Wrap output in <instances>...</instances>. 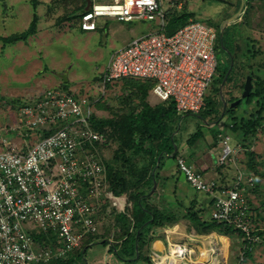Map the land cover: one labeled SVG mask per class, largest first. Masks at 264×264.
Wrapping results in <instances>:
<instances>
[{"label": "built area", "instance_id": "1", "mask_svg": "<svg viewBox=\"0 0 264 264\" xmlns=\"http://www.w3.org/2000/svg\"><path fill=\"white\" fill-rule=\"evenodd\" d=\"M150 20L157 29L131 38L114 50L102 73L108 82L126 76L152 80L151 92L170 99L178 112L197 113L217 66V31L200 20H189L168 34L159 0H91L81 13L80 27L94 30L99 17ZM36 97V98H34ZM18 107L16 122L0 125V264L47 263L79 246L82 237L97 231L99 202L118 196L107 190L104 166L89 146L101 134L90 124L97 97L90 99L48 87ZM15 121V120H14ZM231 124H229V127ZM27 129L49 130L32 144ZM218 164L234 154L230 135L219 133ZM176 166L196 190L213 203L211 217L241 231L246 245L264 239L251 222L252 207L243 188L207 181L183 157ZM241 178V173L237 174ZM52 232L54 246H42L34 233ZM178 247H171V249ZM179 248L176 254H181ZM154 264H181L172 255H158Z\"/></svg>", "mask_w": 264, "mask_h": 264}, {"label": "rangeland", "instance_id": "2", "mask_svg": "<svg viewBox=\"0 0 264 264\" xmlns=\"http://www.w3.org/2000/svg\"><path fill=\"white\" fill-rule=\"evenodd\" d=\"M36 1L37 5L34 8L31 0H0V35L2 36H9L25 29L32 20L34 12L38 16L36 31L30 34L26 40L4 43L0 39V125L2 126L16 122L15 117L18 107L16 108L17 105L14 106L13 104L15 99H30L32 96L39 95L48 87L69 90L70 93L87 98L95 95L98 93V86H100L95 77L98 72L104 69L110 54L125 45L131 38L151 30V26L155 24L154 21L150 20L120 21L114 17L102 16L98 18V28L96 30L83 31L74 25V22L76 23L75 18L67 17L72 13L68 12L78 3L77 0ZM237 1H239V6L241 3L243 4L242 15L246 7L249 8L245 12L246 23L237 25L235 24L236 20H233L234 17L224 26L223 34L217 35L215 42L217 68L206 90V95L209 96L208 100L212 101L213 104L217 102V97L222 99L223 95L228 96L230 91L228 87L231 85L230 80L233 83V79L227 80L221 89L220 83L234 64H241L243 84L245 76L251 75L249 73L250 66H252V70L256 75L264 78V67L262 65L264 63V0H160L164 12L170 9H181L185 5L197 20L212 26L214 29H216L218 19L223 14L225 15L230 8L235 7ZM227 3H230V5ZM241 22H245V20L241 19ZM221 74L223 76L218 82L217 77L219 78ZM106 89L107 93L102 95L105 98L99 102V109L103 113H107L108 110L113 108L112 105L120 99L119 92L122 90L121 88L115 90L112 87ZM101 90L100 86L99 91ZM229 103L227 102L226 107H229ZM234 106L236 109L235 115L247 116L254 107V101L248 104L241 102ZM222 108L223 100L218 119L207 123L200 119L198 115H186L182 118L180 116L177 122L178 129L175 133L180 132V129L182 132L185 131L187 126L190 132L198 127L203 133V138L197 141L196 144L190 145L184 143V141L179 144L176 135L177 138L174 137L175 144L179 145L180 151L181 148H184L188 152L207 147V141L210 143L206 148L208 151L214 147L215 139L213 135L215 132L217 134L223 132L229 134L234 154L228 161V165L223 167L225 177L231 180L230 183L241 186L245 196L248 195L252 199V203L255 204L256 212L263 213L264 125L258 128L256 135L246 146L247 149H255L258 152L256 157L258 173L255 176L244 168V162L246 161L244 146L239 139L235 141L236 135L239 136L240 134L230 129L228 121L231 120V115L228 112L223 113ZM111 154L112 148L108 152L104 151L103 156ZM163 160V168L166 171L172 170L174 164H176L175 159L172 157H164ZM233 162L234 168L229 166ZM193 168L195 167L193 166ZM238 172L241 173L240 179L237 177ZM178 174V180L183 184L186 183L184 174L180 171ZM243 181L248 184L247 190L241 185ZM254 181L257 183L255 184ZM153 189L151 188L148 193ZM198 193L200 196L206 195L203 192ZM156 195H160L159 188ZM154 198L156 199L157 196ZM161 200L162 198L158 199V201ZM205 201L206 203L209 202L206 196ZM158 206L161 207L162 204H158ZM203 206L201 215L210 218L213 210L212 205L203 203ZM252 215L254 217V212ZM256 226L264 230V214L263 222ZM229 235L234 236V233H229ZM236 240L237 238L231 237L230 247H227L226 250L221 247H211L218 254L213 258L216 264H264V239L258 242L259 246L258 243L256 244L257 247H239L236 245L238 244V240ZM254 244L252 243L253 246ZM103 246L101 242H91L89 248L85 251V259L88 264H117L112 253L108 256V253L105 252L104 257H99L101 256L99 255V249L101 250ZM246 250H248L249 255L244 257V251ZM160 255L162 254L160 253Z\"/></svg>", "mask_w": 264, "mask_h": 264}, {"label": "trees", "instance_id": "3", "mask_svg": "<svg viewBox=\"0 0 264 264\" xmlns=\"http://www.w3.org/2000/svg\"><path fill=\"white\" fill-rule=\"evenodd\" d=\"M77 1L78 3L75 7L68 12L72 13L67 15V17L75 18L76 23L74 22V25L81 29L80 18L81 13L85 10L86 0ZM31 4L36 8L37 1L31 0ZM227 4L230 5V3ZM236 4L235 7L230 8L225 15L223 14V16L218 19V23L215 26L217 35L219 34L220 36V21L237 11L239 1H237ZM241 8V10H243V7ZM247 8L248 7H246V9ZM246 9L244 10L243 15L241 11L238 16L233 19L236 20L235 24L239 25L246 23ZM168 13L166 23L163 27V30L168 34L174 32L189 20H197L193 13L187 10L185 5L181 9H172ZM37 19L38 16L34 12L32 20L25 29L12 33L9 36L0 35V39L4 43H14L17 40H26L30 34H33L36 31ZM241 19L245 20V22H241ZM154 27L155 24L154 26H151V30L149 31H152ZM97 28L98 22L94 30ZM221 34H223V30ZM262 65L264 67V63ZM249 73L251 74L252 81L251 90L246 97L240 99L238 104L241 102L248 104L254 101L253 109L247 116L235 115V106L226 107L223 113H230L231 120L228 121V126L231 124L230 129L242 136L241 143L244 146L246 155L244 168L256 176V173H258L256 164L258 152L255 149H247L246 146L252 141L258 128L264 125V123L262 124V121L264 122V78L256 75L252 70V66H250ZM223 74H221L219 78L217 77L218 82ZM241 74H243L241 64L237 63L233 65L232 69L227 74L223 85L227 80L233 79V83L230 80L231 85L228 87L230 91L228 90V96L226 97L227 102H231L240 96L243 88ZM101 78L102 72H98L95 79L100 82ZM152 85V80L135 76L121 77L105 82L103 85L101 84L103 87L122 86L127 93L120 97V101L118 100L115 107L102 115H99L96 112L97 100L93 104L94 111L89 119L91 127L101 134V138L93 141L89 148L92 153H96L104 166L106 188L107 190H110L113 195H120L125 198V205L122 211H117L114 208L115 206L111 205L112 207L110 211L107 212L110 216L113 215L117 218L115 222L119 227V234L117 233L113 235V237H109V235L105 236L99 234V230L97 229L93 234L84 235L79 246L72 252L67 253L65 256L52 259L47 263L37 264H84L86 260L85 251L91 242L97 241L101 242L103 245H108L109 250L112 252L114 248H117L116 243H121V247H127L129 243H134L135 239H137V258L143 261H149V255H146L142 249L143 247L148 246L153 240L152 238H154V236H151L152 229L162 226L164 223L163 220L172 223L175 220V216L179 213V211L174 212L172 208H169L164 204H162L161 207L157 205L154 197L157 196L156 192L158 187L148 193L152 187L154 178L157 180V183H160V179L164 180L166 178L161 176L160 170L164 166V157L168 156L162 155V153L171 154L170 157L176 160L178 157H181L182 154L180 155L179 153L181 152L178 148L179 145H177L178 147L173 152L176 142L174 137L177 138L178 136L179 144L184 141V143L186 142L190 145L196 144L197 141L203 138V133L200 128L196 127L194 131L190 132L188 131V126L185 131L182 132L179 128L180 132L175 133V136L172 135V132L177 127L178 119H180V116L198 115L204 122H211L218 119L222 106V99H220V97H217V102L213 104L212 101L208 100L209 96L206 94L204 96V104L197 113L178 112L175 109L173 101L170 99L151 105L147 101V95ZM65 91L70 92L69 90ZM95 95L88 98L93 99L95 98ZM28 101L30 100L15 99L13 104L14 106L17 105V108ZM182 122L183 121L181 120V123ZM25 131V136L30 144L36 141V139L47 135L49 132V130L35 131L33 129H27ZM213 138L215 139L214 147H217L220 150L217 132H215ZM110 148H112V154L103 156L104 151L108 152ZM159 156V163L156 169H154ZM227 162L220 165L226 166ZM177 172H179L178 168ZM254 182L255 184L257 183L256 181ZM241 185L247 190V182H245V184L241 182ZM105 199L111 204L109 198ZM192 201L193 200H190L187 206L180 204L183 205L184 212L182 215L188 226H191L198 232L217 228L222 230L225 234L234 233L239 236L242 235L241 231L233 225L218 221L212 217L204 219L201 215V209L195 208ZM247 203L249 207L253 206V209L255 210V205L252 203V199H250L248 195ZM211 205L213 207L212 201ZM258 233L264 237V230H259ZM116 236L119 238L117 242L114 241V237L116 239ZM146 236H150V238ZM33 237L36 242L45 247L48 245L54 246L56 244V236L52 232L40 231L39 233H34ZM125 250L126 249H124V252L121 254H124L125 256L131 255V253L127 254V251ZM248 254L249 252L246 250L244 251L243 256L245 257Z\"/></svg>", "mask_w": 264, "mask_h": 264}, {"label": "crops", "instance_id": "4", "mask_svg": "<svg viewBox=\"0 0 264 264\" xmlns=\"http://www.w3.org/2000/svg\"><path fill=\"white\" fill-rule=\"evenodd\" d=\"M241 5L243 6L242 3ZM160 6H161V3H160ZM239 8L237 9V11L239 10ZM168 12L166 11L164 12L166 15V18H167V14H169ZM229 16H227L226 18H228ZM156 27H157V24L155 25L154 29H157ZM103 71L104 69L100 72L103 73ZM99 83L101 86V84L103 85L105 82H103L101 78V81ZM101 88L102 90L99 91V87H98V90H97L98 93H96V96L98 99L97 104H96V112L99 115L104 114L102 110L99 109V102L103 98H105L102 95L107 93V89H106L107 87L101 86ZM112 88L115 90L116 89L120 90L121 88L122 90L119 92L120 93L119 95L121 96L127 93L126 90L122 86H117V87H112ZM147 101L149 104L152 105V104H156L163 100L158 99L151 92V88H150L149 93L147 95ZM117 102L116 104H113L112 106L115 107L117 105ZM177 128L178 127H176V129L172 132V135L175 136V132ZM237 139H239L241 142L242 136L236 135L235 141H237ZM206 143L208 147L210 143L207 141ZM219 145H220V142H219ZM177 147H178L177 144H175L173 152L176 150ZM207 147L200 148L199 150H196V151H188V152L184 148H183L184 149L183 151V149L181 148V152L179 153L180 155L182 154L181 157H183L187 163L194 166L196 170L201 171V173L204 175L207 181L216 182V184L218 185L226 184V186H231L233 183H230L231 180H228L225 177V172H224L223 167H226V166H222L218 164L216 161L217 155L219 153V148L216 149V147H212L211 149L207 151L206 149ZM162 155H166L170 157L171 154L162 153ZM158 160H160V156ZM175 163H176V160H175ZM226 165H228V162L226 163ZM229 166L234 168V162L233 164ZM160 174L162 177H166V178L164 180L160 179L159 180L160 183H157V180H155V185L152 184L151 188L158 187L159 192H160V195H157L155 202H157V205L164 204L167 207L172 208L174 212L179 211V213L178 215L175 216V220L172 223L166 222L165 220H163L164 223L162 226L155 227L154 229H152L153 231L151 232V236H154V238H152L153 240L151 239L152 241L148 246H145L142 249L146 255H149V261H146V260L143 261L137 258L138 257L137 256L138 255L137 239H135L134 243L132 244L129 243L127 247H121V243L120 244L116 243L117 248H114L112 252L109 250L108 245H104L101 250L99 249V255H101L99 257H104V254L106 252L108 253V256L111 253L114 254L116 258L115 262L117 264H154V261L157 258L156 256L158 255L160 256V253H161L162 255L164 254L172 255L173 260L171 261H174L176 263H179L178 261H180L181 264H216L213 258L215 255H218V254H216L215 250L212 249L211 247H221L226 250L227 247H230L231 237L237 238L238 244L236 245H238L239 247H244L245 240L242 239L243 238L242 236H239L237 234H234V236L229 235V233L225 234L222 230H219L217 228H212L211 230H208V231L205 230L202 232H198L191 226H188L184 216L182 215V213L184 212L183 205L187 206L188 202L190 200H193L192 202L195 208L202 210L204 207L203 203L205 204L210 203L211 205L210 197L208 195L200 196V194L198 193L200 191L192 187L186 180H185L186 183L184 184L181 183V181L178 180L179 174L177 172L176 164H174L173 169L170 171H166L164 168H161ZM243 184H245V181H243ZM205 196L209 200L208 203H206L205 201ZM118 197L123 203L121 204V208L116 207L115 205L113 206H115L114 208L117 211H122L125 205V198L124 196H120V195ZM159 198H162V200L158 201ZM108 202L104 198L99 202V208L97 209V218H96L97 219V229L99 230V234H103L105 236L109 235V237H113V235L119 232V227L118 225H116V222H115L117 218L114 217L113 215L110 216L107 213L110 211L112 207L111 204H109ZM180 204H183V205H180ZM251 207H252V211L254 212V217L253 215L251 216V222L252 224L259 225L260 222H263L264 213H261V212L258 213L256 212V210L253 209V206ZM203 218L208 219L205 217ZM170 225H173V226L169 228ZM146 237L150 238V236H146ZM118 240L119 238H117V236H116V239L114 237L115 242H117ZM256 244L257 243H255L254 246L246 245L245 247H257ZM258 246H259V243H258ZM171 247H178L179 251L181 250L182 253L180 252L181 254L175 255L176 249L175 248L171 249ZM124 249H126L125 251H127V254L131 253L132 256L131 255L125 256L124 254H121L122 252H124L123 251ZM86 263L87 262L85 260V264Z\"/></svg>", "mask_w": 264, "mask_h": 264}, {"label": "water", "instance_id": "5", "mask_svg": "<svg viewBox=\"0 0 264 264\" xmlns=\"http://www.w3.org/2000/svg\"><path fill=\"white\" fill-rule=\"evenodd\" d=\"M90 3H91V0H86L85 9L90 6ZM241 7H242V5L240 6L239 10L235 14H233L230 17H228V18H226V19H224V20L221 21V23L219 25L220 35H221V32H222L223 27L227 24V22L230 21V20H232L234 17H236L239 14V12L241 11ZM229 70H228V72H229ZM228 72L225 74V76L223 77V79H222V81L220 83V89L222 88L223 82H224V80H225ZM251 87H252L251 75L248 74V75L245 76V80H244V84H243V88H242V91L240 93V96L238 98H236L235 100L231 101L228 106L229 107H233L234 105H236L240 101L241 98L246 97L249 94V92L251 90ZM222 100H223V108H222V111L224 112V110L226 108V104H227V99H226V97L224 95L222 96ZM158 159H159V157H158ZM158 159H157V163L159 161ZM153 185H155V179H153ZM172 226L173 225H170L169 228H171Z\"/></svg>", "mask_w": 264, "mask_h": 264}, {"label": "clouds", "instance_id": "6", "mask_svg": "<svg viewBox=\"0 0 264 264\" xmlns=\"http://www.w3.org/2000/svg\"><path fill=\"white\" fill-rule=\"evenodd\" d=\"M148 79V78H147ZM152 88V87H151ZM219 137V136H218ZM219 142H220V140H219Z\"/></svg>", "mask_w": 264, "mask_h": 264}, {"label": "bare ground", "instance_id": "7", "mask_svg": "<svg viewBox=\"0 0 264 264\" xmlns=\"http://www.w3.org/2000/svg\"><path fill=\"white\" fill-rule=\"evenodd\" d=\"M177 249H178V248H177ZM177 249H176V250H177Z\"/></svg>", "mask_w": 264, "mask_h": 264}]
</instances>
